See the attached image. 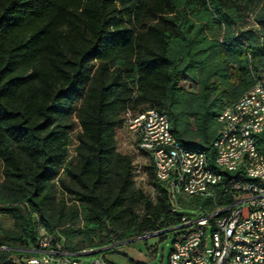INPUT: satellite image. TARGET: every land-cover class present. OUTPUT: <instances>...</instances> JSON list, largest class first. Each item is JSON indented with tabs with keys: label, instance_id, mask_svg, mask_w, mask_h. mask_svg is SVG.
Returning <instances> with one entry per match:
<instances>
[{
	"label": "trees",
	"instance_id": "16d2710c",
	"mask_svg": "<svg viewBox=\"0 0 264 264\" xmlns=\"http://www.w3.org/2000/svg\"><path fill=\"white\" fill-rule=\"evenodd\" d=\"M263 75L264 0H0V209L15 219L0 264H31L37 219L75 251L175 224L164 187L154 176L147 197L118 150L125 112L167 114L213 162L222 110ZM79 233L87 247L67 243Z\"/></svg>",
	"mask_w": 264,
	"mask_h": 264
},
{
	"label": "built area",
	"instance_id": "2783aa9c",
	"mask_svg": "<svg viewBox=\"0 0 264 264\" xmlns=\"http://www.w3.org/2000/svg\"><path fill=\"white\" fill-rule=\"evenodd\" d=\"M249 99H258L259 109L263 107L264 89L261 84L255 82L250 88ZM238 110L234 120L228 121L230 139H233ZM221 116L227 118L226 107L222 110ZM134 117H142V126L149 128L158 126L159 121L148 112L138 113V110H128L129 124ZM249 119V115H248ZM123 128L122 146L132 147L137 152L146 153L151 162V167L155 168V176L165 174L164 153H173V181H178L181 176L176 174V161L178 152L182 151L177 144H172L170 137L165 135V141L161 147H148L145 143H125ZM257 132V131H254ZM157 135V133H153ZM264 140V134H260ZM227 148V145H226ZM151 150H158L161 154V162H153ZM247 158H256L251 144H246ZM214 160L219 163L218 158ZM185 164L188 169V180L186 186L200 185V195H205L207 202L217 197V190H224V194L231 196V204L219 209H210V212L196 210L187 212V209H178L176 202H171L169 198V188H164L171 203V211L179 213V220L166 228H162L151 233L139 236V238L161 237L168 233H174V244L170 253L168 264H264V190H260L262 177H244L241 171L231 172L230 184L209 185V174L200 170V158L193 153H186ZM141 179L146 186V171L141 174ZM184 187V190H185ZM154 198L157 196L154 193ZM225 210H232L230 224H223L222 214ZM133 239L121 240L110 243L102 248H88L83 250H71L65 247L64 239L57 238L52 233H44L43 225H40L38 245L36 247L24 249L30 253L27 258L31 264H113L108 260L104 251H118L128 253L132 249L130 242ZM135 256H141L140 249H134Z\"/></svg>",
	"mask_w": 264,
	"mask_h": 264
},
{
	"label": "bare ground",
	"instance_id": "6f19581e",
	"mask_svg": "<svg viewBox=\"0 0 264 264\" xmlns=\"http://www.w3.org/2000/svg\"><path fill=\"white\" fill-rule=\"evenodd\" d=\"M256 82L261 84V89H264V79H258ZM249 93L250 89L237 101L226 107L227 118L220 115V120L224 123V130L214 143L219 163L215 160L211 162L209 156L200 149L183 146L172 132L167 114L150 108V113L159 121L160 132H158V126H151V131L142 126V117H134L126 125L128 111L125 112L124 121L118 129L123 131L122 126H126L124 133L126 141L134 138L136 142L145 143L148 147H161L166 135L170 137L172 144H177L181 148L182 151L178 152L176 161V174H179L181 178L178 181H173V153H164L165 174L155 176L160 185L169 188L170 201L176 202L178 209H187V212L196 210L210 212V209H219L231 204V196L224 194V190H217V197H221L220 199L207 202L205 195L199 194L200 185L185 187L186 180H188V169L185 164L186 153H193L200 158V170L209 174V185H216L219 181L221 184H230L231 172L241 171L244 177L264 176V140L260 135L264 134V100L262 109L255 113L257 112L258 99H249ZM238 110L240 112H238L233 139H230L227 120H234ZM146 112H148V108L138 111V113ZM153 133H157V135ZM246 144H251L254 149L256 157L254 162L252 158H247V152H244ZM151 158L153 162H161V154L158 150H151ZM260 190H264V181H260ZM231 219L232 210H225L222 214L223 224H230Z\"/></svg>",
	"mask_w": 264,
	"mask_h": 264
},
{
	"label": "rangeland",
	"instance_id": "374dc122",
	"mask_svg": "<svg viewBox=\"0 0 264 264\" xmlns=\"http://www.w3.org/2000/svg\"><path fill=\"white\" fill-rule=\"evenodd\" d=\"M250 23L252 24V26L254 28H256L257 30L260 29L259 25H257L255 23V21L253 19L250 20ZM264 76V75H263ZM262 76V77H263ZM264 79V77L262 78ZM186 87H189V85H185ZM74 120H75V124H74V129L72 130L73 136L75 137L76 134L82 129L79 119L77 118V115L75 113L74 115ZM123 133V131H122ZM125 139V138H124ZM76 142L77 140H74V143L71 145V149H70V155L75 156V146H76ZM125 143H134L136 142L134 138H131L130 141H126V139L124 140ZM122 153H128L130 155H132L133 157V177L136 183V186L140 189H142L146 196L149 197L151 200H153L154 202L156 201V199L154 198L153 195V191H152V187H154V193L156 196V181H155V174L153 175V170L151 167V162L149 160V157L147 156L146 153L143 152H137L135 149H133L132 147H124L122 146ZM144 171H146V180H148V184L146 186H144L142 179H141V174L144 173ZM4 180V162L2 160V158L0 157V182H2ZM59 197H61L63 194L66 198H68V200H70L69 198V194H65L63 193V191L59 188ZM38 224V231L40 230V221L39 219H37ZM78 226H80L82 228L83 226V222L79 221L78 222ZM15 228V219L14 217L8 213V212H4L0 209V237L3 236V230L4 229H13ZM43 231L44 233H50L49 231H47V229L43 226ZM129 239H133L132 242H130V246L132 247V249H129L127 256H131V253L134 252V249H141L146 250L147 248L143 247L144 245H147V242L150 240H155V243L157 244V248L155 249V256L154 257H148L145 254H143L142 256L139 257L140 260L144 259V261L147 262V264H168L169 263V259H170V253L171 250L173 248V244H174V233H168L165 238L163 240H160V237H150V238H139V236H135V237H129L126 238V240ZM67 243L73 244L78 248H82V247H87L89 245V241L86 239L85 235L83 233H79L78 235H76L75 237H73L71 240L67 239ZM19 246H21V244H18ZM5 247V246H4ZM18 247V246H17ZM148 247V246H147ZM6 249V248H4ZM20 250V248H18ZM153 250V252L155 251ZM118 252V251H115ZM21 254H17L14 256V258L18 259V258H24V256H26L25 253L20 252ZM109 253H114V252H109ZM135 255V254H134ZM132 255V256H134ZM135 257V256H134Z\"/></svg>",
	"mask_w": 264,
	"mask_h": 264
},
{
	"label": "crops",
	"instance_id": "0c3cea01",
	"mask_svg": "<svg viewBox=\"0 0 264 264\" xmlns=\"http://www.w3.org/2000/svg\"><path fill=\"white\" fill-rule=\"evenodd\" d=\"M121 135H123L122 131L120 129H117V136L116 137H117V141H118V150L119 151H122L121 145L123 144ZM143 247L144 248L146 247L147 249L144 250V252H143V250L140 249L142 251V255L145 254L148 257H154L155 256V252H156L155 249L157 248V244L155 243V240H152V241L149 240L147 242V245H144ZM153 250H155V251L153 252ZM104 255L113 264H133L131 261L132 259H134L135 261L146 262V261H144V259L140 260L139 259L140 256H135L134 252L131 253V256H127V253H123V252H114V253L106 252V253H104ZM132 255H134L135 257Z\"/></svg>",
	"mask_w": 264,
	"mask_h": 264
}]
</instances>
